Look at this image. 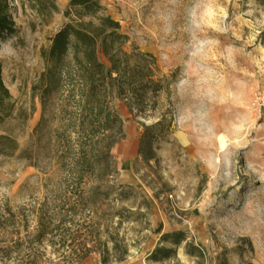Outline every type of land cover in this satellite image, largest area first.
I'll use <instances>...</instances> for the list:
<instances>
[{"label": "rangeland", "instance_id": "1", "mask_svg": "<svg viewBox=\"0 0 264 264\" xmlns=\"http://www.w3.org/2000/svg\"><path fill=\"white\" fill-rule=\"evenodd\" d=\"M0 19V264H264V0H0ZM67 26L144 76L111 94L93 170L34 87Z\"/></svg>", "mask_w": 264, "mask_h": 264}, {"label": "trees", "instance_id": "2", "mask_svg": "<svg viewBox=\"0 0 264 264\" xmlns=\"http://www.w3.org/2000/svg\"><path fill=\"white\" fill-rule=\"evenodd\" d=\"M71 3L86 10L94 5V0H71ZM3 27L0 19V29ZM92 40L88 34L68 26L59 30L53 37L49 49L43 52L45 72L34 86L40 93L44 112L53 93L57 92L61 97V104L57 105L63 113V116L59 117V122L63 126L61 129H54L55 140L58 142L71 140L72 136L76 135L80 144L75 164L76 166L82 164V167L88 165L89 170L94 169L92 165L95 163V138L97 135H104L105 131L114 126L118 128L121 122L118 114L109 105L111 94L116 93L125 98L126 94L134 93L136 86L138 89L143 87L140 83L144 77L135 70L136 68H130L126 59L114 60L107 46L103 49L109 66L99 62L95 58ZM68 55L71 60L73 58L72 65L71 60H66ZM149 81L152 82L150 79ZM69 96L72 97L74 104L70 106L71 109L66 110L63 101L68 102ZM64 113H67V116H64ZM59 158L64 160L65 156L60 154Z\"/></svg>", "mask_w": 264, "mask_h": 264}]
</instances>
